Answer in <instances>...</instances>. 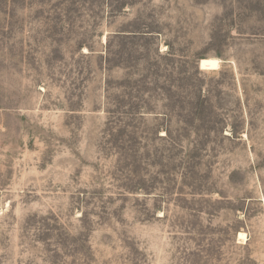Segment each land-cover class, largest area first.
Listing matches in <instances>:
<instances>
[{"label":"rangeland","instance_id":"rangeland-1","mask_svg":"<svg viewBox=\"0 0 264 264\" xmlns=\"http://www.w3.org/2000/svg\"><path fill=\"white\" fill-rule=\"evenodd\" d=\"M0 264H264V0H0Z\"/></svg>","mask_w":264,"mask_h":264},{"label":"bare ground","instance_id":"bare-ground-1","mask_svg":"<svg viewBox=\"0 0 264 264\" xmlns=\"http://www.w3.org/2000/svg\"><path fill=\"white\" fill-rule=\"evenodd\" d=\"M200 67H201V62H200ZM246 239V234L245 233H240L239 234V240L244 241Z\"/></svg>","mask_w":264,"mask_h":264},{"label":"water","instance_id":"water-1","mask_svg":"<svg viewBox=\"0 0 264 264\" xmlns=\"http://www.w3.org/2000/svg\"><path fill=\"white\" fill-rule=\"evenodd\" d=\"M199 67H200V63H199Z\"/></svg>","mask_w":264,"mask_h":264},{"label":"crops","instance_id":"crops-1","mask_svg":"<svg viewBox=\"0 0 264 264\" xmlns=\"http://www.w3.org/2000/svg\"><path fill=\"white\" fill-rule=\"evenodd\" d=\"M219 61H221V60H219Z\"/></svg>","mask_w":264,"mask_h":264}]
</instances>
